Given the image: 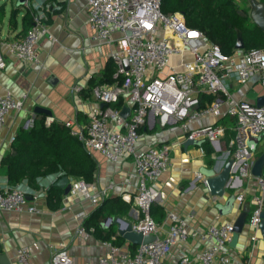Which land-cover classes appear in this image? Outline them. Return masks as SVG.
<instances>
[{"label": "built area", "instance_id": "built-area-1", "mask_svg": "<svg viewBox=\"0 0 264 264\" xmlns=\"http://www.w3.org/2000/svg\"><path fill=\"white\" fill-rule=\"evenodd\" d=\"M88 7V24L97 42L112 43L113 35L119 34L121 52H113L117 65L114 81L110 84H96L90 90L93 99L102 107L93 109L88 124L80 130L70 128L87 151H98L108 161L116 163L131 158L138 178L134 205L140 215L135 231L144 236L158 232V227L150 215L151 205L159 200L154 186L161 180L171 164V148L167 144L138 146L140 129L150 117L164 128L176 124L187 140L207 141L214 153H221L215 160L213 170L220 169L226 159H232L231 177L226 185L233 188L242 186V178H253L260 194L253 197V208L247 212L245 225L259 231L264 209V168L259 177L251 174L254 161L264 150V106L258 107L243 99L235 98L230 89V81L236 80L246 85L258 77L264 87V50H237L226 54L221 47L211 42L198 29L189 27L184 14H166L161 10V0H85ZM29 0L25 5L28 7ZM49 34L43 18L33 13V24L19 38L0 40L16 59L24 63H39L37 43L41 35ZM190 60L178 66L170 65L173 56ZM128 65V67L126 66ZM6 64L0 53V69ZM74 91L82 90L80 85ZM213 97L209 101L208 97ZM122 97L129 107L128 117L120 114V109L109 104ZM26 96L15 98L7 91L0 95V132L5 126L10 111H20ZM234 119L231 128L234 135L225 139L226 127L211 123L198 127L192 125L202 119ZM50 122L53 120L48 118ZM254 139H257L255 142ZM226 158V159H225ZM59 176V175H58ZM203 176L198 174V178ZM206 184V180H204ZM71 188L63 197V206L70 199H85L98 205L107 195V189L94 181L77 178L70 181ZM37 196L32 200L21 185L0 186V211L26 212L36 215ZM235 200L242 205L245 195L239 193ZM80 223L77 233L87 239L93 228L87 229L83 222L86 213L76 215ZM194 213L178 216L169 213V226L162 238L156 237L148 243H141L133 254L124 253L112 240L102 245L107 252L96 262L85 264H165L170 250L185 242L190 234L189 223ZM233 222L207 226L203 239L207 244L194 255L181 253L175 264H230V242ZM115 237H112L114 239ZM251 237V241L256 240ZM51 264H75L64 244L51 254ZM8 264H34L27 247L17 249L14 259ZM242 264H249L243 262Z\"/></svg>", "mask_w": 264, "mask_h": 264}, {"label": "crops", "instance_id": "crops-1", "mask_svg": "<svg viewBox=\"0 0 264 264\" xmlns=\"http://www.w3.org/2000/svg\"><path fill=\"white\" fill-rule=\"evenodd\" d=\"M257 1L264 3V0ZM0 5L4 8V17L0 22V40L22 37L24 32L20 34V31L26 5H22L26 8L20 10L22 13L19 11L16 16V30L8 27V21L7 26H4L7 5L4 3ZM16 6H12V9ZM28 7L32 16L33 13H38L43 20L49 19L48 23H44L53 39L48 33L40 36L36 46L39 54L38 64L24 63L12 56L5 47H0V53L6 64L5 68L0 69V95L9 91L18 99L26 96L22 110L10 111L5 126L0 132V159L11 152L12 141L17 131L21 128H31L36 119H44L47 126L58 123L66 127L65 124L70 123L71 129H83L88 124L93 109L102 107L101 103L93 99L90 87L99 82L110 84L117 70L112 53L121 52L117 40L118 33L113 35L112 43L97 42L93 39L85 0H30ZM247 11L250 18L251 4ZM189 60V55H184L182 58L173 56L170 65L176 67ZM76 85H80L82 90L74 91ZM256 86H262L258 77L252 78L244 86L234 79L230 81L231 93L235 98L255 104L256 99L262 95L251 94ZM36 107L50 110L51 115L35 113ZM124 107L128 106L123 99L120 112ZM49 117L53 119L51 122L48 120ZM214 122L215 119L206 118L195 122L192 127ZM186 141L184 132L175 123L162 128L153 117H150L148 123L141 128L138 140V146L167 144L171 148L169 170L154 186L160 197L153 203L152 209V218L158 227V232L151 236L162 238L166 234L170 222L169 213L174 212L180 217L194 213V218L189 223L188 239L170 250L165 264H175L181 253L187 255L197 253L207 244L203 239L207 226L234 222L241 212H248L253 208V197L260 194L253 178H242V186L239 182L233 188H227L222 197L212 196L204 183V176L198 178V174L201 168L213 169L215 161L209 167V159L216 160V154L209 158L198 145L185 146ZM85 151L96 166L92 181L107 189V195L102 202H106V207L115 206L116 200L131 203L127 214L116 216L135 226L140 215L134 205L138 178L132 159L126 158L113 163L98 151L86 149ZM57 177V173L40 176L36 179L37 186L34 188L29 186L26 179L21 184H17L25 188L29 200H32L33 196L38 197L40 212L30 215L26 212L0 211V255H6L10 262L14 259L18 248L27 247L34 264H51V254L60 248V244H64L75 264L94 263L107 252V248L102 245L105 240H112L124 253L135 252L137 245L119 236L117 224L111 222L104 226L103 219L109 216L105 213L106 208L100 214L104 216L93 219L101 229L100 236L92 232L87 239L82 238L77 233L80 221L76 215L84 212L91 218L92 212L102 202L93 205L85 199H70L68 205L64 207L63 192L58 207L49 206L46 200L47 190L56 182ZM68 178L69 181L77 179L72 176ZM7 183L6 169L0 167V186ZM239 193L245 195V202L242 205L235 200ZM121 225L126 223L121 222ZM86 228L94 229V225L90 222V226ZM107 234H110L109 239L100 238ZM252 236L257 237L255 241H251ZM116 238L118 241H115ZM229 251L232 257L230 264L243 262L264 264V239L261 237L260 229L257 232L245 225L243 232L237 237L235 246H230Z\"/></svg>", "mask_w": 264, "mask_h": 264}, {"label": "trees", "instance_id": "trees-1", "mask_svg": "<svg viewBox=\"0 0 264 264\" xmlns=\"http://www.w3.org/2000/svg\"><path fill=\"white\" fill-rule=\"evenodd\" d=\"M25 8L18 5L12 9L8 20L10 29L16 30V16L20 10ZM161 10L166 14L183 13L185 22L189 27L203 32L211 42L218 44L226 54H233L237 51L235 45L238 31L244 43V49L240 51L264 50V32L251 21L248 11L240 6L236 0H161ZM3 11V5H0V22L4 17ZM44 22L48 23L49 19L44 20ZM32 24L33 16L27 7L22 19L20 34L23 32L25 34ZM113 81L114 78L110 83ZM95 85H92L90 90ZM212 98L211 96L208 97L209 101ZM109 105L121 109L123 98L120 97L118 101ZM215 123L226 127L225 139L227 141L234 135L231 130L235 125L234 119L225 117ZM11 146V152L0 159V167L6 169L8 184L12 186L21 184L26 179L29 186L34 188L37 186V178L56 173L59 175L57 179L72 176L83 178L89 182L93 180L95 162L88 156L83 144L72 136L65 126L58 123L47 126L44 119H36L31 128H21L17 131ZM198 146L209 158L215 154L214 149L207 141H202ZM214 161L210 158L208 166L214 164ZM62 196L63 190L52 184L47 190L46 200L49 206L56 208ZM105 203L102 202L92 212L91 218L87 216L84 220V226L89 227L90 222L94 225L93 233L96 236H100L101 229L98 223L93 222V219L104 216L100 215L104 208H106L105 213L109 216L127 214L131 208V203L120 200H116L115 206L111 207H106ZM152 209L153 204L150 207L151 217ZM100 238L109 239L110 234ZM115 241H118V238Z\"/></svg>", "mask_w": 264, "mask_h": 264}, {"label": "water", "instance_id": "water-1", "mask_svg": "<svg viewBox=\"0 0 264 264\" xmlns=\"http://www.w3.org/2000/svg\"><path fill=\"white\" fill-rule=\"evenodd\" d=\"M27 0H18L16 5H25ZM252 11L250 13V18L253 23H255L263 32H264V3L258 2L257 0H251L250 2ZM235 48L237 50L244 49V43L243 39L241 37L240 32H237V41ZM128 67V65H126ZM256 105L258 107L264 106V95H261L256 99ZM35 113H42L47 116L51 115V111L48 109H44L42 107H36L34 109ZM130 113V109L128 107H124L120 114L123 117H128ZM256 142L257 139H254ZM202 141H192L187 140L185 143V146L188 145H199ZM226 159V158H225ZM233 161L232 159H226L224 164L221 166V168L218 170L216 169H207V168H201L200 174H202L206 180V185L208 187V190L210 194L214 197H222L226 190V185L231 177V170H232ZM264 168V150L262 153L258 156V158L254 161L251 174L253 176L259 177L262 174V170ZM55 187H58L63 190L64 195H67L70 191L71 184L68 177H61L56 180L54 183ZM247 217V211L241 212L236 219L233 222V237L230 242V246H235L237 237L243 232L245 221ZM260 217L262 218V222L260 224V233L262 239H264V209L262 210ZM115 223L118 225V234L128 242L139 245L141 243H148L155 239V237L151 235L144 236L141 232H137L134 229V225L130 222L125 221L120 216H107L103 219L104 226H107L109 223ZM121 222H125L126 225H121ZM9 261L6 257V255L1 254L0 255V264H8Z\"/></svg>", "mask_w": 264, "mask_h": 264}, {"label": "rangeland", "instance_id": "rangeland-1", "mask_svg": "<svg viewBox=\"0 0 264 264\" xmlns=\"http://www.w3.org/2000/svg\"><path fill=\"white\" fill-rule=\"evenodd\" d=\"M250 1L251 0H236V2L238 4H240L244 9H247V10L250 9ZM29 2H30V0H29ZM2 3L7 5L6 6L7 16H6V18L4 20V23H3L4 26L5 25L7 26V21H8V18H9L10 10L12 9V6H16L17 0H12V1L11 0H0V4H2ZM34 14L38 15L40 17V15L38 13H34ZM257 93H260V94L264 95V87L256 86L251 92L252 95H256ZM215 156H216V158H218L219 156H221V153H217ZM257 158H255V159H257Z\"/></svg>", "mask_w": 264, "mask_h": 264}]
</instances>
